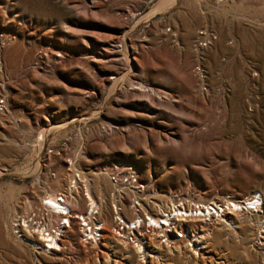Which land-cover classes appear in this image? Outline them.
Segmentation results:
<instances>
[{"label":"rangeland","instance_id":"1","mask_svg":"<svg viewBox=\"0 0 264 264\" xmlns=\"http://www.w3.org/2000/svg\"><path fill=\"white\" fill-rule=\"evenodd\" d=\"M163 1L0 0V264H264L262 211L189 221L199 255L157 240L161 257L143 259L109 233L111 212L101 242L76 224L56 254L11 233L17 211L66 187L70 158L95 194L98 179L111 190L104 166L125 161L164 206L169 189L210 203L257 191L264 211V0ZM204 27L218 38L196 50Z\"/></svg>","mask_w":264,"mask_h":264},{"label":"built area","instance_id":"2","mask_svg":"<svg viewBox=\"0 0 264 264\" xmlns=\"http://www.w3.org/2000/svg\"><path fill=\"white\" fill-rule=\"evenodd\" d=\"M141 1L145 5H149L155 0ZM217 38L218 34L215 30L208 27L201 28L195 36L193 47L196 50H202ZM193 69L201 79L200 90L203 92L208 91V85L204 80V69L201 64H196ZM7 102L8 96L0 83V118L7 109ZM53 151V148L49 149V152ZM75 160L72 158L67 159L70 175L66 187L56 191V196L62 202L70 204V206L75 195L83 200H86V196L88 206L86 202L85 209L79 210L80 214H73L70 208L59 213L58 209H55L45 198L51 192L47 190L41 197L37 198L36 202L13 215L10 229L15 238L28 241L35 247L45 251H52L53 244L51 242L55 240L61 244H58L59 246L56 249H61L65 236L77 222L80 228L81 241L85 244H97L104 239L107 232L106 219L108 213L111 212L113 221L111 229L117 234L116 237L131 245L134 249L136 248L135 250L138 248L137 252L143 259H150L153 256L161 257L157 248L151 245L150 239L154 243L159 240L161 245L165 247L182 241L196 255L204 250L205 240L202 234L194 230L187 219L192 216L204 220L209 219L211 214L215 213V207H217L214 203L190 200L187 193L182 189H169L163 196L165 199L164 206V204L158 202L160 194L158 188L151 181L141 178L139 168L135 163L125 161H115L104 166L102 171L108 178L111 190L108 193L104 190L99 191V194L93 192L95 199H91L87 191L88 187H94L93 178L86 170L78 167ZM161 205L165 210L164 215L170 216L171 222L162 229H154V226L149 223V219L145 223L144 218L147 213L158 215L153 210L162 212ZM174 207L179 208L178 215H175ZM210 210L211 213H209ZM138 214L141 215L142 224H132L131 230L124 235V231L129 227L126 219Z\"/></svg>","mask_w":264,"mask_h":264},{"label":"bare ground","instance_id":"3","mask_svg":"<svg viewBox=\"0 0 264 264\" xmlns=\"http://www.w3.org/2000/svg\"><path fill=\"white\" fill-rule=\"evenodd\" d=\"M171 0H164L163 2H161V5H164L165 3H167ZM166 5V4H165ZM161 7V6H160ZM159 8V7H158ZM121 78V77H120ZM119 78V79H120ZM117 82V81H116ZM96 186L97 188L101 191L103 190V185L102 183L100 182V179L97 180L96 182ZM88 195L90 196L91 199H95V196L93 195L92 193V190H91V187L89 188L88 187ZM46 199H48V201L50 202V204L55 208V209H58L59 213H62L63 210H67L68 208H70L71 212L73 214H80L81 212H78L76 210H73V203L75 205H77L78 201L80 200L79 199V196H74L73 199L71 200V203L72 205L70 206V204L66 203V202H62L61 200L58 199V197L56 196V192H50L47 196H45ZM85 198L87 199L86 201L88 202V198L85 196ZM76 201V203L74 202ZM80 203V202H79ZM211 203H214L217 207H215V213L211 216H215V214H217L219 217L223 218L225 217L226 213H229V212H241V211H245V212H252V211H255V212H264L262 210V207H263V202H262V199H261V194L258 195V192L255 191L253 194H251L250 196H247L246 198H244L243 200H227L225 203H218V202H215V201H212ZM162 206V205H161ZM75 208V207H74ZM77 208V207H76ZM163 208V207H162ZM164 212L165 210H162V212L158 215H153V214H149L147 213L146 214V217L144 218V221L145 223L148 221L149 219V223L154 226V229H159V228H164L167 226L168 223L171 222V219H170V216H166L164 215ZM178 212H179V208L178 207H174V213L175 215H178ZM209 213H211V210L209 211ZM216 215V216H217ZM61 216V215H60ZM148 216V217H147ZM63 217V216H61ZM176 219V218H175ZM196 219H203V218H200V217H196V216H192L191 218L187 219V221H191V220H196ZM127 220V224H128V229L126 231H124V235H126L125 233L130 231L131 230V226L132 224L133 225H137V224H142V219H141V215H136L133 219H126ZM225 220V218H224ZM106 221H108V219H106ZM226 221V220H225ZM264 223V221H263ZM262 223V230L260 231L261 235L263 236L262 233H264V224ZM71 224V222H70ZM77 224V222H76ZM79 227V226H78ZM80 230V228L78 229ZM110 234H112L113 237L119 239L117 236L116 233H113L111 230H109ZM122 232V231H121ZM108 233V234H109ZM204 237V236H203ZM208 237V236H207ZM111 238V237H110ZM150 242H151V245H155L153 240L150 239ZM158 242H160L158 240ZM51 244H53L52 246L55 247V248H51L52 249V252L53 253H58L60 251V249H56L57 246H59L60 244L57 243L55 240L53 242H51ZM59 244V245H58ZM95 245V244H94ZM160 245V244H159ZM156 247V246H155ZM62 248V247H60ZM163 248V247H162ZM179 248V247H178ZM181 248V247H180ZM136 249V248H135ZM159 249V248H158ZM138 250V248H137ZM160 250V249H159ZM209 257V256H208ZM197 258V257H196ZM212 258V257H211ZM203 259V258H202ZM197 261V260H196ZM199 262V261H198Z\"/></svg>","mask_w":264,"mask_h":264}]
</instances>
